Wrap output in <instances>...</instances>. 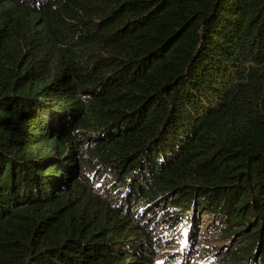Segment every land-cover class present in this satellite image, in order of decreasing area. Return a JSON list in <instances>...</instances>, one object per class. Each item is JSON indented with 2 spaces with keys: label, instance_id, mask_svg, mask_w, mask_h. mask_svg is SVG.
I'll use <instances>...</instances> for the list:
<instances>
[{
  "label": "trees",
  "instance_id": "obj_1",
  "mask_svg": "<svg viewBox=\"0 0 264 264\" xmlns=\"http://www.w3.org/2000/svg\"><path fill=\"white\" fill-rule=\"evenodd\" d=\"M200 226L264 264V0H0V264H179Z\"/></svg>",
  "mask_w": 264,
  "mask_h": 264
},
{
  "label": "rangeland",
  "instance_id": "obj_2",
  "mask_svg": "<svg viewBox=\"0 0 264 264\" xmlns=\"http://www.w3.org/2000/svg\"><path fill=\"white\" fill-rule=\"evenodd\" d=\"M103 169H106V167H104ZM99 172H101V170H99ZM103 174L104 173H102L101 175H96V174L95 175L94 174L92 175V174H90V173L87 172L86 175L87 176H93L92 177L93 180H96L98 177L102 178V175ZM109 175H110L109 173L106 174V176H109ZM90 180H92V179L90 178ZM103 181H104V178H103ZM105 181H107V180L105 179ZM190 212L191 211H189L188 214H190ZM203 228H205V226L204 227L200 226L198 228V237H197V240H195V242H193L192 240H190V239L187 238L188 232H190V229L188 230V232H187V234L185 236V240H184L185 243H184V246L183 247L185 248L186 245H192V244H195V246H197V247L196 248H193V254H191V256H190L191 258L189 260H187V256L185 257V259H183L181 261L179 259H176L179 264L180 263L181 264H199L198 256H197V251H200V250L204 249V250H202L203 253H205V252H211V251L220 252L221 248H225L226 249V246L228 244L232 243V242H230L231 241L230 238L227 241L220 240L219 242H218V240H212V239L207 238L208 237V236H206L207 232H204V229ZM166 231L167 230H165L164 232H166ZM163 236H164L163 241L166 242V241H168L167 239L170 238V233H165V234H163ZM167 245L169 246L171 244H167ZM172 245H174V244H172ZM235 245H236V242L233 243V245L230 244V248L232 249L233 247H235ZM183 247H180V249H182ZM230 248H229V250H230ZM171 249L170 250L169 249L165 250L166 251V254H168L169 251H171ZM226 252L227 251H225L224 252L225 254H222L221 256L226 255L227 254Z\"/></svg>",
  "mask_w": 264,
  "mask_h": 264
}]
</instances>
